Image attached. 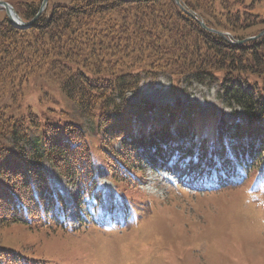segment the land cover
<instances>
[{
    "label": "trees",
    "instance_id": "obj_1",
    "mask_svg": "<svg viewBox=\"0 0 264 264\" xmlns=\"http://www.w3.org/2000/svg\"><path fill=\"white\" fill-rule=\"evenodd\" d=\"M180 2L208 29L175 0H72L54 5L26 28L0 21V85L18 86L42 75L73 103L78 119H65L55 109L24 116L0 111V228L18 223L37 232L68 231L70 214L80 227L97 225L91 214L99 220L105 207L98 204L104 200L100 170L114 180L116 199L135 208L131 193L147 161L136 138L179 128L181 116L187 125L179 151L186 153L184 160L194 159L195 169L207 159L212 163L205 182H218L223 169L230 176L239 172L243 185L264 179V35L230 43L209 30L235 42L252 37V30L264 29V9L253 8L262 0ZM39 4L15 11L27 22ZM161 75L217 86L233 110L212 111L210 122H202L195 116L200 109L178 115L163 107L165 125L152 102L128 98L145 80ZM166 143L160 145L175 144ZM59 182L69 188L66 194ZM86 204L88 214L81 210ZM31 260L0 246V264Z\"/></svg>",
    "mask_w": 264,
    "mask_h": 264
},
{
    "label": "rangeland",
    "instance_id": "obj_2",
    "mask_svg": "<svg viewBox=\"0 0 264 264\" xmlns=\"http://www.w3.org/2000/svg\"><path fill=\"white\" fill-rule=\"evenodd\" d=\"M70 1L47 0L42 14H47L56 4ZM245 1L250 4L251 0ZM256 1L252 0V3ZM0 2L8 3L14 9L40 3L39 9L42 0ZM253 8L263 10L264 0ZM4 18H7L6 13L0 7V21ZM262 31L264 29L259 32L252 30L249 35L257 37ZM223 36L226 37L225 34ZM128 98L134 103L149 101L159 107L155 113L165 125L167 114L161 111V107L165 106L174 109L178 115L180 111H190V108L200 109L195 114L202 122H210L207 113L212 111L229 114L233 110L221 98L217 86L199 84L188 76L161 75L153 81L147 79ZM47 109H55L56 114L65 119L78 120L73 103L63 96L51 79L35 75L26 84L0 85V111L24 116L40 115ZM184 125L185 120L181 117L179 128L143 134L146 143H142V147L145 145L147 150L152 144V152H159L157 147L160 143L183 142ZM171 133H174L173 139L163 140L165 134ZM136 139L142 142L140 136ZM92 140L97 142L95 137ZM146 150L144 155H149L148 167H145L143 179L131 193L136 206L127 221L121 219V230H115L113 226L115 221H120L117 214L113 215L114 219L106 224L105 229L89 225L75 233L67 230L37 232L15 223L0 228V246L28 259H42L31 260L33 264H49L45 259L55 261V264H264V211L256 201V198L264 199V184L252 185L250 181L243 185L240 184L243 177L234 176L239 181L232 185L229 174L223 172L219 176L220 184L202 185L200 177L204 168L196 170L192 177V163L185 162L181 167L175 164L181 152L172 149L171 153L161 155L157 160L151 151ZM171 157V162L165 165L166 159ZM205 165L210 167L212 163L207 161ZM182 174L184 180L180 178ZM98 175L108 191L106 195L114 196L107 176L101 170ZM144 194L147 199L153 197V201L147 200ZM106 195L104 201H108ZM138 201L149 202L142 204ZM77 225L73 221L69 229H77Z\"/></svg>",
    "mask_w": 264,
    "mask_h": 264
},
{
    "label": "water",
    "instance_id": "obj_3",
    "mask_svg": "<svg viewBox=\"0 0 264 264\" xmlns=\"http://www.w3.org/2000/svg\"><path fill=\"white\" fill-rule=\"evenodd\" d=\"M176 4L180 5L179 0H176ZM46 5H47V0H42V3L40 5V8L38 9V12L36 13V15L29 22H24L23 23L22 20L19 18V16L15 13L14 9L8 3L0 2V7L5 10L7 19L9 20V22L13 26H15L17 28H26V27H29L30 25H32L37 20V18L42 14V12L44 11ZM199 23H200V25L202 27L205 28V25L201 21ZM263 34H264V31L261 32L257 37L248 38V39H246L243 42L256 39V38H258L259 36H261ZM239 43H241V42H239Z\"/></svg>",
    "mask_w": 264,
    "mask_h": 264
}]
</instances>
